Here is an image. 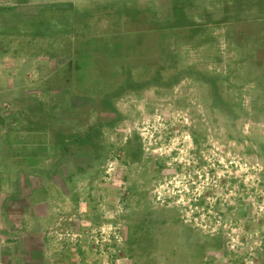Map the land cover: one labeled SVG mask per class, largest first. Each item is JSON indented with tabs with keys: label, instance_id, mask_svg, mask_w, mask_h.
<instances>
[{
	"label": "rangeland",
	"instance_id": "rangeland-1",
	"mask_svg": "<svg viewBox=\"0 0 264 264\" xmlns=\"http://www.w3.org/2000/svg\"><path fill=\"white\" fill-rule=\"evenodd\" d=\"M0 128L38 264H264V0H0Z\"/></svg>",
	"mask_w": 264,
	"mask_h": 264
},
{
	"label": "crops",
	"instance_id": "crops-1",
	"mask_svg": "<svg viewBox=\"0 0 264 264\" xmlns=\"http://www.w3.org/2000/svg\"><path fill=\"white\" fill-rule=\"evenodd\" d=\"M2 136L0 128V264H38L35 235L38 221L44 216L38 215L37 190L29 189L25 202L19 203L24 197L19 186L25 181L30 188L31 174L21 178L8 158L5 163L4 152L12 150V146L2 142ZM45 259L42 257V261Z\"/></svg>",
	"mask_w": 264,
	"mask_h": 264
}]
</instances>
